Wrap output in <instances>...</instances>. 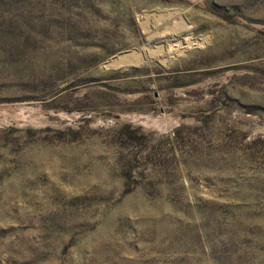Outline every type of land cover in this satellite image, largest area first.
Returning <instances> with one entry per match:
<instances>
[{
  "label": "rangeland",
  "instance_id": "obj_1",
  "mask_svg": "<svg viewBox=\"0 0 264 264\" xmlns=\"http://www.w3.org/2000/svg\"><path fill=\"white\" fill-rule=\"evenodd\" d=\"M0 264H264V0H0Z\"/></svg>",
  "mask_w": 264,
  "mask_h": 264
},
{
  "label": "bare ground",
  "instance_id": "obj_2",
  "mask_svg": "<svg viewBox=\"0 0 264 264\" xmlns=\"http://www.w3.org/2000/svg\"><path fill=\"white\" fill-rule=\"evenodd\" d=\"M139 58H141V56H139V52H136V51H133V52H127V53H123V54H120L118 55L117 57L113 58L111 60L110 63L112 64H122V63H127V64H130V63H134V62H137L139 60Z\"/></svg>",
  "mask_w": 264,
  "mask_h": 264
}]
</instances>
